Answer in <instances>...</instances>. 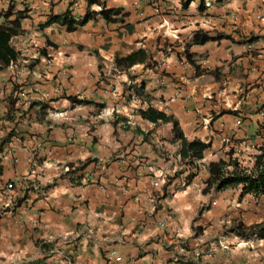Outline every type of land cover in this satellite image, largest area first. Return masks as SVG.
I'll use <instances>...</instances> for the list:
<instances>
[{"label": "crops", "instance_id": "crops-1", "mask_svg": "<svg viewBox=\"0 0 264 264\" xmlns=\"http://www.w3.org/2000/svg\"><path fill=\"white\" fill-rule=\"evenodd\" d=\"M183 1L105 0L115 21L68 31L47 22L81 19L86 0H0V28L9 6L28 8L0 29L13 55L0 70V264H264V236L229 230L263 221L264 196L203 190L209 163L232 147L252 165L264 142V0ZM196 30L211 38L192 43ZM139 49L144 61L114 64ZM149 105L211 143L189 180L172 123L135 112Z\"/></svg>", "mask_w": 264, "mask_h": 264}, {"label": "trees", "instance_id": "trees-1", "mask_svg": "<svg viewBox=\"0 0 264 264\" xmlns=\"http://www.w3.org/2000/svg\"><path fill=\"white\" fill-rule=\"evenodd\" d=\"M88 9L81 19H74L69 12H65L61 15L52 16L48 22H57L61 25L66 26L68 31H73L79 26L84 25L90 19L102 18L105 21H115L117 15L122 12L121 7H106L105 0H86ZM191 0H184L182 7H188ZM92 4H100L99 10L90 9ZM204 5L203 0L200 1L199 9H202ZM125 12H123L124 14ZM28 15V8L23 7L16 9L14 5L9 6L4 12L3 16L9 18L10 22L0 29H6L11 27L13 31H17L20 28V21ZM216 37H222L217 35ZM211 38L206 32L196 30L192 36V43L202 44ZM146 53L143 49L133 51L125 56L118 57L114 60L116 66H131L136 62L144 61ZM13 55L11 54V48L7 45H0V70L6 67L11 60ZM130 86V85H129ZM141 85L134 89L136 95L142 97ZM76 103H88L87 100H80L74 96L70 97ZM135 112L143 119L153 123H167L171 122L173 130L176 132L180 139L179 156L180 162L183 165V169L188 170L186 179L189 180L196 173L197 166L194 165L195 160L201 159L204 155V151L210 147V142H205L199 138L188 139L179 127L178 120L173 115L166 113L163 110L152 107L139 106ZM126 119V117H124ZM234 150L232 147L226 152L228 157L226 159L220 158L217 161L211 162L208 165L210 171V177L206 180L207 188L214 186L216 190L226 188H237L240 187V195L249 193L254 197L258 198L264 196V142L256 148L254 154V161L251 167L243 165L236 156H233ZM89 162L86 161L81 166L84 168ZM229 230L240 238H251V237H263L264 236V220L258 223L245 224L243 221L238 220L231 224Z\"/></svg>", "mask_w": 264, "mask_h": 264}, {"label": "built area", "instance_id": "built-area-1", "mask_svg": "<svg viewBox=\"0 0 264 264\" xmlns=\"http://www.w3.org/2000/svg\"><path fill=\"white\" fill-rule=\"evenodd\" d=\"M205 6H209V0H204ZM188 172V170H186ZM187 175V174H186ZM186 178V177H185ZM2 194L7 200H14L17 196V193L14 191V184L12 182H8L4 188L2 189ZM7 205V204H6ZM113 252V251H112Z\"/></svg>", "mask_w": 264, "mask_h": 264}, {"label": "rangeland", "instance_id": "rangeland-1", "mask_svg": "<svg viewBox=\"0 0 264 264\" xmlns=\"http://www.w3.org/2000/svg\"><path fill=\"white\" fill-rule=\"evenodd\" d=\"M243 164V163H242ZM243 165H246V166H248V167H251L252 165L251 164H249V163H247V164H243Z\"/></svg>", "mask_w": 264, "mask_h": 264}]
</instances>
